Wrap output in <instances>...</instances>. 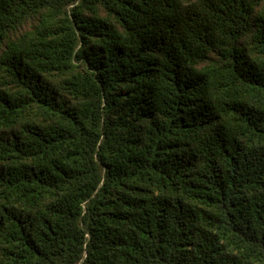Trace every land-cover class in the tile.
<instances>
[{"label":"trees","instance_id":"16d2710c","mask_svg":"<svg viewBox=\"0 0 264 264\" xmlns=\"http://www.w3.org/2000/svg\"><path fill=\"white\" fill-rule=\"evenodd\" d=\"M0 264H264V0H0Z\"/></svg>","mask_w":264,"mask_h":264}]
</instances>
